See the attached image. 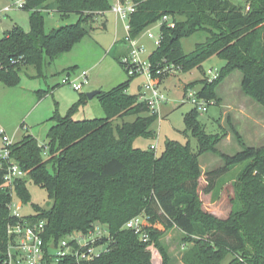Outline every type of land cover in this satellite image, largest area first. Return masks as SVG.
<instances>
[{
    "label": "trees",
    "instance_id": "trees-1",
    "mask_svg": "<svg viewBox=\"0 0 264 264\" xmlns=\"http://www.w3.org/2000/svg\"><path fill=\"white\" fill-rule=\"evenodd\" d=\"M119 2L135 7L128 19L131 38L164 16L175 22V28L162 24L160 44L149 58L160 83L171 70L204 71V63L217 57L225 65L217 80L202 86L199 97L216 106L217 85L239 71L242 89L264 107V0ZM52 7L64 19L77 14L78 22L47 34L43 12ZM22 9L30 12V30L15 26L0 39V83L9 88L19 85L28 67L35 71L33 78L44 76L46 68L90 35L112 4L111 0H24ZM201 31L208 34L207 40L186 54L182 40ZM118 59L124 65L122 57ZM135 77L96 96L104 118H73L87 104V94L80 95L66 116L56 112L50 119L46 152L29 134L11 145V157L25 172L12 190L5 187L7 164L0 157V264H6L8 226L20 221L10 209L13 196L29 203V181L44 189L52 202L47 209L34 205L35 215L24 217L46 223L47 246L75 232L88 234L98 225L106 227L108 235L97 242L104 250L87 264H153L148 244L125 227L136 217L145 218L144 231L155 244L163 234L158 227L186 234L193 246L184 255V264H222L229 254L240 257L229 264H264V148L244 146L233 156L222 154L224 166L204 173L200 159L208 152L218 153L220 137L206 132L195 108L184 116V134L197 139V151L190 141H167L159 156L154 150L135 148L136 139L152 136L151 126L158 120L140 94L128 93ZM130 117L134 121H126ZM117 120L122 123L115 126ZM240 165H246L239 191L236 185L241 209L221 219L203 208L201 191L215 196L222 178ZM249 250L252 259L245 257ZM58 264H76V260L68 257Z\"/></svg>",
    "mask_w": 264,
    "mask_h": 264
},
{
    "label": "rangeland",
    "instance_id": "rangeland-1",
    "mask_svg": "<svg viewBox=\"0 0 264 264\" xmlns=\"http://www.w3.org/2000/svg\"><path fill=\"white\" fill-rule=\"evenodd\" d=\"M20 1L24 0H0V39L15 26H20L25 31L30 30V12L15 7ZM117 3L116 0H111L112 6ZM7 7L12 9L3 14L2 11ZM43 16L47 34L62 26L77 23L79 20L77 14L64 19L53 7L51 10L44 11ZM106 19H108L107 30L103 28L105 17L102 16L94 23L96 31L93 32L92 37H85L57 66L54 64L51 68H46L44 76L33 78L35 71L32 67H28L23 70L17 87L9 88L0 83V127L6 131L12 142H19L29 134L36 138L40 145H46L48 132L53 125L50 119L56 112L64 117L79 101L81 94L109 91L129 79L130 75L124 65L119 62L117 55L111 51L109 54L105 52V49L112 50L116 43L123 42L129 35L126 25L128 19H123L113 10L106 13ZM161 27L162 22L158 21L135 38L142 49L141 61L148 66L151 54L158 48L156 42L160 39ZM149 33H152L155 38L151 39ZM207 37L208 34L201 31L183 39L185 53H193L196 46L204 43ZM128 53L127 47L124 56ZM72 62H77L75 63L78 66L76 71L64 72L63 66ZM224 65V61L213 57L204 63V71L199 69L186 73L180 70L169 71L165 80L160 83L166 101L159 108L158 120L151 126L150 131L153 134L148 138L136 139L133 146L142 150H150L154 146L155 153L159 156L164 152L167 141H178L182 144L190 141L193 150L197 151V139L190 134L188 136L184 134L186 129L184 116L194 109L185 94L189 89L201 91L202 86L211 83L209 72L219 71ZM84 72L88 77L81 91L77 92L69 85L62 84L64 78H69L71 81L78 80L80 83ZM241 79L242 74L236 71L219 83L216 87V106H210L208 112L201 113L199 117L200 123L208 134L220 137L216 146L218 153L208 152L200 159L204 173L224 166L222 154L233 156L243 150L244 146L264 148V107L242 89ZM148 83V75H138L130 83L128 93L132 95L143 93ZM191 83L198 84L188 88ZM41 91L46 93L41 95ZM104 117L105 112L98 97L88 100L87 104L80 107L73 115L76 120ZM134 119L130 117L126 121L132 122ZM121 123L122 120H117L114 125ZM2 144L0 139V146ZM49 170L53 172L52 167ZM245 170L246 165H240L225 175L217 186L215 196L201 191L203 208L209 212V209H213L222 217L221 219L229 218L233 210H240L241 205L236 199V189L237 187L238 191L241 189L240 179ZM204 184L203 177L201 190ZM27 187L31 196L30 202L23 204L14 194L13 212L17 211V207H21L19 214L22 217H28L35 215L34 205L46 209L52 205L44 189L36 186L32 181L27 183ZM98 228L103 237L108 235L105 226L98 225ZM158 229L163 233L158 239V244H155V250L160 258L159 264H163L167 258L168 264H184L183 257L193 246L188 242V236L178 229L163 230L161 227ZM245 257L252 259L254 257L252 250H249ZM235 258L240 259L237 255L229 254L222 264H229Z\"/></svg>",
    "mask_w": 264,
    "mask_h": 264
},
{
    "label": "built area",
    "instance_id": "built-area-1",
    "mask_svg": "<svg viewBox=\"0 0 264 264\" xmlns=\"http://www.w3.org/2000/svg\"><path fill=\"white\" fill-rule=\"evenodd\" d=\"M23 6L24 1H20L15 7L22 9ZM11 9L12 7H7L2 13L5 14ZM111 10L120 15L123 19H129L130 15L135 11V7L130 2L125 4L118 2L116 5L112 6ZM160 21L170 28H175L176 26L173 19L169 16H164ZM149 37L151 39L155 38L152 33H149ZM156 43L159 45L160 39ZM126 44L128 45L129 53L123 56L121 60L130 76H138L141 74L149 76V83L145 86V92L140 93V100L147 103L151 112L158 114L160 106L166 101V96L161 90L160 82L153 76L152 65L150 64L148 66L142 63L140 58L142 49L135 38H131L128 35ZM209 74L211 75L209 79L211 82L219 78V71L214 73L210 71ZM87 77V73L84 72L81 75L80 83L78 80L71 81L69 78H64L62 84L69 85L72 89L79 92L82 90L83 84L87 82ZM185 95H187V100L191 103L193 108L197 109L200 113L208 112L209 107L214 103L199 97L198 92L192 89H189ZM0 139L3 143L0 146V157L7 164L5 187L12 190L14 189L15 183L19 179L24 178L25 172L21 169L18 162L11 157L9 147L13 145L14 142L11 141L2 127H0ZM41 146L46 152V145ZM151 150L155 151L156 147L152 146ZM10 209L12 215L20 219V221L8 226L10 241L6 264H58L68 257L74 258L76 264H87L100 256L101 252L104 250L102 245L97 244L99 239L104 236L98 226H96L94 231L88 234L75 232L61 240L58 244L52 242L47 246L44 237L46 223L44 221L33 222L22 217L19 214L21 207H17V211L13 212L11 204ZM146 225L147 222L145 218L136 217L129 221L125 227L140 235L141 240L148 244L147 250L151 253L152 263L159 264L160 258L155 250V243L151 242L149 234L144 231Z\"/></svg>",
    "mask_w": 264,
    "mask_h": 264
},
{
    "label": "crops",
    "instance_id": "crops-1",
    "mask_svg": "<svg viewBox=\"0 0 264 264\" xmlns=\"http://www.w3.org/2000/svg\"><path fill=\"white\" fill-rule=\"evenodd\" d=\"M117 2H119V0H116ZM105 17V25H106V27H105V30H107L108 29V19H106V15L104 16ZM127 26H128V23L126 24ZM96 30H94V31H92L91 33H90V35H89V37H92V34H93V32H95ZM127 38V37H126ZM126 38H125V40L123 41V42H121V43H116L115 45H114V47H112V50H106L105 49V52L107 53V54H109L110 53V51H111V53L113 52L114 53V55L116 54L117 55V57L118 58H121V57H123L124 56V53L127 51V47H128V45L126 44ZM80 44V43H79ZM77 46V45H76ZM75 46V47H76ZM74 47V48H75ZM72 52V51H71ZM71 52H69V53H67V54H65V55H63L62 57H60L56 62H54L52 65H50L48 68H51L54 64H56V66L64 59V58H66ZM75 63H77V62H72V63H69V64H67L66 66H63L64 68L62 69L64 72L66 71V72H68V73H70V72H72V73H74L75 71H76V69H77V65L75 64ZM75 69V70H70V69ZM38 141V140H37ZM204 182H205V179H204ZM205 186V184L203 185V187ZM210 210V212L212 213V214H214V215H216L217 217H219V218H222L218 213H216L213 209H209Z\"/></svg>",
    "mask_w": 264,
    "mask_h": 264
},
{
    "label": "water",
    "instance_id": "water-1",
    "mask_svg": "<svg viewBox=\"0 0 264 264\" xmlns=\"http://www.w3.org/2000/svg\"><path fill=\"white\" fill-rule=\"evenodd\" d=\"M102 91H93L87 94L89 100L94 99L97 95H99Z\"/></svg>",
    "mask_w": 264,
    "mask_h": 264
}]
</instances>
